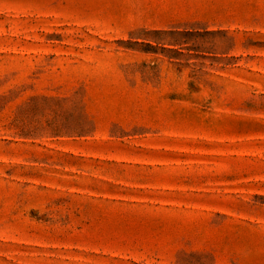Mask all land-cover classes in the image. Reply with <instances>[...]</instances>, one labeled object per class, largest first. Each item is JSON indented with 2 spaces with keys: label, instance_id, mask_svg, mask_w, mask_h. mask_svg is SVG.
<instances>
[{
  "label": "rangeland",
  "instance_id": "rangeland-1",
  "mask_svg": "<svg viewBox=\"0 0 264 264\" xmlns=\"http://www.w3.org/2000/svg\"><path fill=\"white\" fill-rule=\"evenodd\" d=\"M0 264H264V0H0Z\"/></svg>",
  "mask_w": 264,
  "mask_h": 264
}]
</instances>
